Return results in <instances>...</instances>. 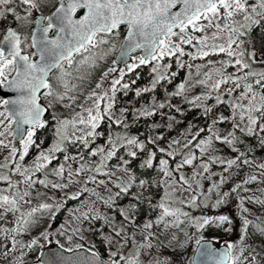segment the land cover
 <instances>
[{"label":"snow or ice","instance_id":"snow-or-ice-1","mask_svg":"<svg viewBox=\"0 0 264 264\" xmlns=\"http://www.w3.org/2000/svg\"><path fill=\"white\" fill-rule=\"evenodd\" d=\"M15 3V0H0V17L4 16L6 12H11L15 15L17 21L29 23L32 25V29L26 36L21 34L13 28L5 29L3 38L0 39V85H7L12 92L19 93L16 99H4L0 100V107L4 108V111H0V148H8L10 141L8 137L13 139L19 137V144L22 151L19 152V160L23 161L28 154V149L33 144V136L39 128L45 126V122L41 120V116L46 111L45 107L38 103V94H42L45 97H52L49 101L48 107H52L55 103H62L65 100L70 103L65 104V107H71V104L75 102L77 96L69 95L76 91L79 85L71 83L67 77H72L78 81L88 80L91 76V69H95L97 66V60H102L108 56L114 45H111V41L108 37L112 35H119L118 29L121 26L126 28V35L120 42V55L121 57H128L132 62L126 63L128 72L133 71L140 65L153 64L152 71L156 73V77L153 80V87L161 80L166 79L167 76L161 72V68H166V65H161V61L166 57L175 56L177 53L179 56H184L182 45L192 44L195 40L196 44L200 45L198 49L199 57L203 58L210 54L211 51H218L220 53H226L233 61L224 62L222 68L215 69V74L218 77L213 80L212 72H206L204 75L206 79L198 80L196 83L208 87L210 92H217L215 97L216 103H224L222 99L223 94L231 96L235 89L241 87L240 80L247 81L249 77H255V86H258L259 91L252 83H245L243 91L236 98V102L230 104L232 109V117H219V121H213V125L217 122L223 123L225 120H232L233 129L239 130L246 136L252 137L260 135L259 143L264 145V71H244L251 69V65L242 59L245 55L243 51H237L241 48L242 41L238 42L237 37L246 35L247 31L251 30L252 25L260 23L264 20V0H256V2L249 3V0H58V3L54 5V11L50 15H40L36 17L33 12L39 10L44 3V0H19V5L25 7V15L21 16L15 11L14 8L8 7ZM179 10L174 11V9ZM82 12L78 18L77 13ZM240 16L243 23H240L236 19ZM259 17V19H257ZM31 18V19H29ZM206 22V23H204ZM207 28H214L215 31L211 33V36H204L196 38L191 35L192 32H203ZM178 29V31H175ZM227 33V39L225 43H215L221 39L222 34ZM209 39L213 43H208ZM109 45L108 48H102L101 46ZM235 45V47H233ZM101 49L100 52L95 50ZM137 50L142 51V55L139 57L131 56ZM87 53L88 55H85ZM77 57H80L77 60ZM197 56L193 55L192 59H196ZM251 59L255 62V54L251 55ZM264 63V59L259 61ZM115 63V62H113ZM182 66V65H181ZM228 66L236 69L237 72H243L242 77L236 76L235 73L225 74V70ZM59 75L56 76L58 83L63 87L64 92L55 91L53 85L50 83V76L56 72ZM116 68H109L104 72L100 78V81L95 84V88L92 89L85 100H91L92 106L84 108L80 107L82 111L87 113L85 118L80 113L76 114L78 120L74 118L71 122L67 119L60 120L59 126L56 128L57 142L48 150V152H40L35 158L34 169L36 172L47 167V163L51 162L54 158V153L63 151L62 144L65 141H71V137L67 133L69 124L72 128L76 129L77 123L85 125L92 129L86 133L87 136H92L94 130L97 128L99 121L103 115H107L109 119H113L111 115V109L113 107V101L115 93L117 92V86L127 89L129 85L127 83L121 85V81L124 78V71L121 70L120 77L112 79L110 87L107 90L98 91L103 88L104 80L107 79L110 73L115 72ZM75 73V75H74ZM209 81L211 84L209 85ZM232 82L234 88L226 89L224 93H221V86ZM43 90V91H42ZM149 89H144L148 91ZM185 84H180L178 90L173 95L180 96L185 92ZM111 93V95H109ZM140 91H137L136 95L139 96ZM211 98L209 94H201L187 99V103L190 105L198 106L197 102H202ZM246 101V103H244ZM101 102H104V107H101ZM159 108L165 107L164 103L158 105ZM177 111H181L179 108ZM239 110V122H236V113ZM124 111V110H122ZM212 111L211 107L205 106V114ZM153 111L145 110L141 115H152ZM53 119H57L55 116ZM169 119H172L171 117ZM120 124L121 120L114 121ZM241 124L244 126L241 127ZM213 125H209V131L211 135L207 139L199 140L194 147L200 150V155L203 156L213 145V140L219 142L222 145H227L233 152H237L238 155L232 159L222 160L219 157H213L212 162L215 163L218 159L220 164H226L224 171L227 172L238 162L244 165L252 164L253 161L242 157L246 156L244 151H240L237 147V143H243L235 135L233 131H229L226 135L220 134L218 131L213 130ZM171 127V125H169ZM80 131H83L80 129ZM200 131H204L201 129ZM74 134V133H73ZM183 136L184 134L181 133ZM199 132L192 136L191 140L183 145V148H189L193 144V141L197 140ZM157 137L156 139H161ZM81 140L85 147H87V141L83 136L77 137ZM123 143L128 146H134L140 150L145 148L143 142L137 140V138L124 137ZM8 141V142H6ZM149 143H155L154 140H149ZM112 144L111 150H108L103 156L100 163L91 169L98 174L111 176L114 173L102 172V169L106 167L105 161L110 160L116 152V142L110 141ZM180 140H173L169 147L172 145H179ZM161 152H165V149H160ZM175 151V150H174ZM18 149L13 146L9 149V156L6 157V161L9 159H15ZM104 153L103 148L94 149L90 152V155L95 156L97 153ZM173 153H168L172 155ZM176 154H180L176 152ZM128 155L133 158L136 157V151H129ZM197 157L195 154H185L183 160L177 165V170L184 165L191 166L193 161ZM67 160L68 157H65ZM125 165L128 164L127 160H124ZM148 167H152L151 155L145 162ZM168 161L160 160V171L163 172L165 177L172 178V182L179 183L181 185H188L185 190L191 189V180H195L200 175L198 172H194L191 178H187L183 175L179 177L177 181L173 177L172 172L167 167ZM9 167L7 162L0 163V169H6ZM204 172L208 171L207 164H201ZM258 168L264 170V163L257 165ZM87 169L82 165L80 169H77L75 174L79 176L82 171ZM123 170L128 175L129 180L125 183L120 177H117V181L114 182V186L119 189L117 196L120 193H128L131 188L132 176L126 169ZM30 169L28 167L21 168V165L17 163L13 169V173H18L24 177V183L27 188H31L34 184L39 183L44 187H49V183L46 180H33L31 175H28ZM65 168L60 166L54 170V174L61 179L64 177ZM69 177L72 176V172H68ZM0 180L8 182L9 188L15 187L9 177L6 175H0ZM89 180L95 181L94 177H89ZM257 176L252 175L243 181V184L256 182ZM73 181L69 180V183ZM88 181H85L87 183ZM99 183L104 184V181ZM225 183L222 178L220 184L214 183L211 188L208 189V193L217 190L218 199L213 207H217L227 203V199L230 195L229 192L219 193L218 189L221 184ZM140 186L145 185V181L139 182ZM51 187L54 189L67 188V184L52 183ZM242 187L241 184H237L230 191L235 193ZM89 191L86 187L81 189V192ZM91 195L96 196L97 199L103 200L99 194L95 191L91 192ZM29 191L25 190L23 193L19 191L13 192L11 196L0 195V219H3L4 215L8 212H20L18 201L25 200V197H29ZM79 193L71 196V199H77ZM249 202L264 205V200L250 197ZM104 204L108 207L114 203V198L109 197L108 200H103ZM173 201L169 198V193L165 191L163 197L156 207L160 209V214L155 221L157 225L163 224L164 229L168 228H181L182 225L194 227L198 233H202V230L206 227L221 228L224 225H231L233 221L227 215H220L218 217H192L189 213L182 210L180 207H172ZM181 205L187 204L191 207H198L197 194H192L189 201L180 200ZM244 199L241 198L239 202V213L241 214V235L239 241L236 244L231 242L226 243V247L222 251H217L213 246H209L202 235L197 238L195 243L198 246L199 257H209L215 260V264H261L258 260V254L255 252V248L251 249V253L245 256L248 246L246 245V239L249 235V228L254 227L255 230L262 236H264V218L257 217L258 224H253L246 215L249 212L244 206ZM207 207V204L204 205ZM55 209V211H54ZM59 210V205L40 203L37 207H33L26 214L20 212V216L17 221V227L11 229L12 233L22 234L27 226L33 223V218L36 213L47 212L50 216L54 217L55 212ZM88 212L81 213L83 219H89ZM120 215L124 219L130 220L131 218L126 214L125 210H121ZM99 215L91 216V219H101ZM106 223H110L108 217H103ZM115 236H121V230L115 228L114 224L111 225ZM144 229H151L153 227L152 222L145 223ZM225 231H230V228H224ZM0 231H7L6 229H0ZM76 231H79L77 229ZM44 239H48L45 233L41 234ZM185 236L188 237V233L185 232ZM108 244L111 245V237L106 238ZM151 239H158V237L149 233L145 237L146 244H140V248H147L149 250L148 255H152L155 251L150 264H172V261L168 257H163V253L159 249H153V245L150 242ZM176 236L173 234L172 240H175ZM19 242L15 237H12V248L6 249L4 255L7 256L9 251L16 249ZM37 241L34 239L27 245L20 244V248L25 246L31 249ZM163 243V242H161ZM81 246L77 245V249ZM123 244H120L117 251H111L109 248L108 264H140L141 252L137 251L131 258L125 257L119 254V248H122ZM180 247H186V244H180ZM237 249L239 250L237 253ZM66 252H71L73 249L66 248ZM89 252V256L76 257L71 260H65L64 264H105V261L98 255V252L92 249H85ZM119 255V258L116 257ZM23 256V252L21 253ZM55 264V262H52ZM187 264H197V258L189 259Z\"/></svg>","mask_w":264,"mask_h":264},{"label":"rangeland","instance_id":"rangeland-1","mask_svg":"<svg viewBox=\"0 0 264 264\" xmlns=\"http://www.w3.org/2000/svg\"><path fill=\"white\" fill-rule=\"evenodd\" d=\"M55 1L57 0H44L43 4H48L51 7L54 5ZM255 2L256 0H249V3L254 4ZM16 3L19 5V0H16L15 3L9 5L8 7L14 8L17 13H19L21 16H24V13L16 9ZM19 7L25 10L26 6L19 5ZM14 16L12 17L13 19H15ZM3 18L4 16L0 17V31L5 28V23L2 20ZM236 19L240 21V23H243V20L240 16H237ZM15 23L19 24L21 36H26L28 33V27L31 26V24L21 21H16ZM117 31L119 32V35H112L108 37V39L111 41V45H114L115 47L112 48L110 54L104 59L97 60V66L95 67V69L90 70L92 74L88 80L81 82L73 79L72 77L66 78L71 83L79 85L76 91L69 94L77 96V99L74 103L71 104V107L64 106L65 104L70 103V101L68 100L63 101L62 103H55L52 107H48V103L50 100H52V97H45L42 95V103L48 108V115L46 117L45 122L50 123L47 127V133L53 132L55 134L56 128L59 126L60 120L67 119L70 122L74 118L78 120V117H76L77 113H80L85 118L87 117V113L82 111V108L80 106L83 105L84 108L92 106V101L85 100V97L92 89L95 88V84L100 81L102 74L106 72L109 68L114 67L116 68V71L110 73L109 77L104 80L103 88L98 91L107 90L110 87L111 80L120 77L121 70H123L125 74L128 73L126 66L120 68L116 66L115 63H113L115 54L119 46H117V44H120L125 33V28H120ZM214 31V28H207L203 32H192L191 35L196 38H201L204 36L210 37L211 33ZM226 39L227 33L222 34L221 39L215 41V43H225ZM208 43L211 44L213 43V41L209 39ZM187 45V49H190V53H198V49H200L201 47L200 45L196 44L195 40L192 44ZM101 47L108 48L110 46L106 45ZM95 51L100 52L101 49H97ZM218 53L220 52L210 50V54L217 55ZM85 55L88 54L86 53ZM133 57L138 56L135 55ZM79 59L80 57L77 58V60ZM262 59H264V52L255 54L256 61H261ZM228 61H233V58H230L228 56H225L224 58L220 56H214L212 57V60L208 63V66L205 71H211L213 80H215V69L222 68L224 62ZM130 62L132 61L130 60ZM231 68V66H228L226 68V75L233 72ZM206 72H204V74ZM58 75L59 72H56L54 75L50 76L52 77L51 84L53 85L55 91L62 93L64 92V89L56 79V76ZM202 79H206L205 75H199L197 77L190 78L188 84L190 85L192 83H196L198 80ZM210 84L211 81H209V85ZM197 85L202 89L201 94H209L211 98L216 96V92H210L208 87H205L201 84ZM222 87H224V85H222ZM109 95H111V93H109ZM233 102H236V98L228 99L229 105ZM244 103H246V101H244ZM101 107H104V102H101ZM0 111H4V108L0 107ZM54 116L57 119L54 120ZM235 119L236 122H239V110H237ZM215 121H219V119L217 118L215 119ZM243 126L244 125L241 124V127ZM80 129H82L83 131H80ZM201 129H203V127L200 124H195L190 129L183 130V143H187L188 140H191L192 136L195 135L197 132L201 133ZM203 130H205L206 132L203 135L202 139H207L211 135L209 127ZM213 130L218 131L222 135H226L229 131H233L235 135L239 138V140L243 141V143L236 144V147L240 151H244L246 153V156L242 157V159L247 158L253 161V163L249 165H244L238 162L237 165H234L231 169L225 172L224 168L226 167V164H220L219 159L226 161L228 159L234 158L238 155V153L233 152L229 146L222 145L219 142L213 140L212 147L203 156L200 155V150L197 148H194L191 151L190 154H195V156L197 157L193 161V164L191 166L184 165L183 167L179 168V170H177L176 166L177 177H175V179L177 181L179 180V177L181 175L187 178H191L194 172L200 173V175L197 176L195 180L190 179L191 189L185 190L188 188V185H181L179 183L174 184L172 182V178L166 177L165 185L162 190V197L164 196L165 191H167L169 193V198L173 201H176L172 204V207H180L183 211L189 213V215L192 217H218L220 215H227L231 218L233 223L231 225H224L221 228L206 227L202 230V233H198L194 227H189L187 225L181 226L183 231L177 228L164 229L163 224L157 225L155 223L160 214V209L156 208L149 218L143 220L144 222H142L137 217H132L130 221L124 222V224L120 226L116 225V229L125 230L129 232V236L131 238L130 251L124 255L125 257L131 258V256L134 255L137 251H140V264H150L153 257L155 256V251H153L152 255H148L149 250L147 248L141 249L139 247L140 244H146L149 242L145 240V237L148 236L149 233H153L158 237V239L150 240L153 245V249H159L163 253V257H168L171 259L172 264H187L188 260L192 259L194 249L197 246L195 241L197 238H200L201 235L204 240L212 241L214 244H220L225 246L228 242L236 244L239 241L241 235V214L239 213L238 207L241 198L244 199L243 206L249 210V212L244 215H246L247 218L252 221L254 225L259 223L257 217L264 218V205L251 203L248 199L250 197H253L258 198L260 200H264V170L257 167L258 164L264 163V156L258 153L256 149H251V144L258 138H260V135L249 137L246 136L244 133L240 132L239 130L233 129L231 119L227 120L225 123H215L213 125ZM88 131H92V129L79 123H77L76 129L72 128L71 123L69 124L67 129V133L71 137V140H75L77 139V137L81 136L85 138L86 133ZM55 137V139H57L56 134ZM8 141H10L8 148H0V163L7 162L9 164V167L6 169H0V175L8 176L9 180L15 187L9 188L8 182L0 180V195L11 196V194L16 191H19L20 193H23L25 190L29 191V197H25V200L23 201H18L20 212L26 214L33 207H37L40 203H49L59 205L60 207L71 196L76 195L78 193L80 195L82 193L81 189L84 187L85 184V175L83 176L80 174L79 176H77L75 174L77 169L58 160V158L56 157L57 152L54 153V158L51 159L53 160V162L47 163V167L41 169L40 171H35V158L42 151L48 152V150L55 143L52 145H50L49 143L43 145L42 141L36 142L33 139V144L28 149V154L25 156V159L21 161L19 160V152L23 149L21 148L20 144L16 146L14 139L11 136L8 137ZM156 144L159 148L167 149V147L159 140H156ZM13 146L18 149L17 156L15 157V159H9L6 161V157L9 156V149ZM213 157H219V159L215 163H213ZM17 163L21 165L22 169L24 167H28L30 169L28 175H31L32 172H35L34 175H31V178L33 180H46L49 183V187L46 188L43 185L37 183L34 184L31 188H27L26 183L23 182L24 177L20 176L18 173H13V169L15 168V165ZM99 163L100 160L96 159L95 162L88 165L87 170L92 171L91 169H94ZM180 163L181 161L178 164ZM201 164L208 165L207 172H204L203 168L200 167ZM60 166H64L65 168L63 179L54 174V170L58 169ZM118 169L119 168H117L113 164H106V167L102 169V172H109L115 174L111 176L98 174L95 171H92L95 178V192H97L100 197H103V200H106L108 198L109 193L105 190L104 187L98 189V184L100 181L106 182L108 179L113 180L114 182H118L117 177L122 178L123 174V172ZM69 171L72 172L71 177H69L68 175ZM252 175L257 176V181L248 184H243V181ZM222 178L224 179L225 183L220 185L218 192H229L230 195L227 199L226 204L213 207L219 197L217 195V190L208 193V189L211 188L214 183L220 184ZM69 180L73 182L69 183ZM52 183L67 184L68 187L54 189L51 187ZM237 184H241L242 187L238 189L235 193L231 192L230 190ZM192 194H197V200L199 204L198 207H191L187 204L181 205L179 203L180 200L189 201ZM128 196L130 197L131 194H129ZM103 200L97 199L96 196L88 195L86 200L82 204H76L75 207L70 208L67 211L64 220L60 221L59 224H56L52 229H50V225L53 217L50 216L47 212H38L33 218H30L33 220V223L27 226L22 234L11 232L12 228L17 227V221L20 216V212L6 213L3 219H0V229L7 230L0 231V264H39L37 260L40 256L41 251L49 245H56L62 248L63 250L66 248H71L73 249V251L78 250L77 245L81 246L79 249H91L89 237L87 233L83 230V228L84 224L88 226L89 221L92 222L93 219H91V217L89 216L90 218L85 220L83 219L81 213L88 212V208L90 205H92L93 208L95 205L98 206V204H100ZM205 204H207V207L204 206ZM95 215L99 214L95 213ZM148 222H152L153 227L151 229H144L143 225ZM224 228H230V231H225ZM77 229H79V231H76ZM248 231L249 235L246 239V245L248 246L249 250L245 252V256H248L251 253V249L255 248V252L258 254V260H260L261 264H264V236L260 235L254 227H250ZM185 232L188 233V237L185 236ZM42 233H45L48 236V239H44L41 235ZM173 234H175L176 236L175 240H172ZM13 236L19 243L17 244L16 249L9 251L8 255L5 256V250L12 248ZM34 239L37 241V243L31 249L27 248L26 246L23 249L20 248V244L27 245ZM180 244H186V247L181 248ZM238 251L239 250L237 249V253ZM22 252L23 256H21ZM121 264H123V262H121Z\"/></svg>","mask_w":264,"mask_h":264},{"label":"trees","instance_id":"trees-1","mask_svg":"<svg viewBox=\"0 0 264 264\" xmlns=\"http://www.w3.org/2000/svg\"><path fill=\"white\" fill-rule=\"evenodd\" d=\"M16 1V0H15ZM46 1V0H45ZM47 3V2H46ZM58 3V0L54 2V5ZM17 4V3H16ZM54 5L49 6L48 4H42L39 10L33 12L34 16L37 15H49L54 10ZM16 9L25 14V10L16 5ZM13 13H5L2 19L5 23V28L0 31V39L5 29L12 27L20 33L19 24L15 23L17 20L12 17ZM259 19V17H257ZM18 22V21H17ZM27 29V28H26ZM32 25L28 27V33L31 31ZM27 33V35H28ZM238 42L242 41L241 48L237 51H243L245 55L242 57L243 60L251 65V69L244 70L261 72L264 71V63L259 61L255 62L251 59V55L264 52V20L260 23L252 25L251 30L247 31L246 35L239 36ZM119 43L117 44V46ZM235 47V45H234ZM185 53L184 56H179L177 53L175 56H166L160 63L161 65H166V68H161V72L164 73L167 78L161 80L158 84L153 87V80L156 77V73H153V64L149 63L146 65H140L131 72L124 74V78L121 81V85L127 83L129 87L127 89L122 88L120 85L117 86V92L115 93V98L113 101V107L111 109V115L113 119H109L107 115L102 114V118L98 123L97 128L94 130L92 136H85L87 141V147L85 144L79 140L75 139L74 143L71 141H65L62 144L63 151H58L56 157L58 160L66 163L67 165L80 169L83 165L87 169L88 165L95 162L96 159L100 161L108 150H111L112 144L110 141L116 142V152L115 155L110 159L105 161L108 165H115L119 169L126 168L132 176L131 188L128 193H120L119 189L114 186V181L108 179L104 184L99 183L98 189L104 187L109 193V197L114 198V203L111 207H108L102 201L98 206H89L91 211L89 216H94L95 213L99 214L101 219L89 221L88 226L84 224L83 230L87 233L91 249L98 252L101 258H109V248L111 251H117L120 244H123L122 248H119V254L125 255L130 251L131 238L129 232L121 230V236H115L112 230V224L122 225L124 222L130 221L125 220L123 216L120 215L121 210H125L126 214L132 218L137 217L142 222L151 216L152 212L158 208L156 205L160 202L162 197V190L165 185V176L163 172L160 171V160L164 159L168 161V169L172 172L173 177H177L176 166L183 160L185 154H190L195 148L194 145L202 139L205 134V130L199 133L196 141L189 148H183V138L181 133L183 130L190 129L195 124H200L203 129L212 125V122L219 117H231L232 109L228 104V99L237 98L243 91V86L245 83H252L256 90L259 91L258 86H255V77H249L247 81L240 80L239 83L241 87L235 89L231 96L227 94L222 95L224 103L217 104L215 97L206 99L202 102H197L198 106L190 105L187 103V99H192L195 96L201 95L202 89L196 84H188L190 78L197 77L199 75H204L205 69L208 63L212 60L214 56L225 57V53L209 54L206 57L200 58L198 53H190L188 45L182 46ZM86 54V53H85ZM196 55V59H192V56ZM79 58V57H77ZM182 65V66H181ZM236 76L242 77L243 72H237L235 68H231ZM58 72V71H57ZM230 72V71H229ZM230 73V74H231ZM226 74V72H225ZM218 77L216 76V79ZM52 82V79H51ZM180 84H185V92L176 96L173 95L177 92ZM234 85L232 82L225 84L224 87L221 86V93H224L226 89H232ZM144 89H149L144 91ZM137 91H140L139 96L136 95ZM164 103L165 107L163 109L159 108L158 105ZM208 106L212 108V111L205 114L204 107ZM179 108L181 111H177ZM220 109V110H219ZM124 110V111H122ZM145 110L153 111L152 115H141ZM217 113V114H216ZM216 114V115H214ZM172 119H169V118ZM115 120H121L120 124L115 123ZM230 120V119H228ZM225 120L223 123H225ZM201 122V123H198ZM220 123V122H219ZM50 123H45L43 128L36 130L33 136L34 141H39L43 145L49 143L50 145L57 142L55 139V134L53 132L47 133V127ZM171 125V127H169ZM162 137L161 139H156L157 137ZM124 137L137 138L138 141L143 142L145 148L140 150L134 146H128L124 144ZM180 140L179 145H172L169 147L173 140ZM149 140H154L155 143H149ZM156 140L161 141L167 149L165 152H161L156 144ZM260 138L255 140L251 144V149H256V151L264 156V145L259 143ZM103 148L104 153H97V155L92 156L90 152L94 149ZM175 150V151H174ZM129 151H136L137 155L135 158L128 155ZM173 153L168 155V153ZM179 152L180 154H176ZM151 155L152 167L146 165V161ZM65 157H68L66 160ZM124 160L128 161V164L123 163ZM53 162V160H51ZM123 172L122 180L127 183L129 180L128 175L125 171ZM81 175H85L84 184L89 191L82 192L77 199L68 198L56 211L55 216L52 219L50 229H52L60 221H63L67 211L70 208L75 207L76 204H82L88 195H91L92 191H95V181L89 180V177H94L92 171H82ZM141 180L145 181L143 187L140 186L139 182ZM120 182V181H118ZM1 185V184H0ZM83 187V188H84ZM131 194L129 197L128 195ZM103 217H108L110 223H106ZM118 226V227H119ZM107 237H111V245L108 244ZM119 258V255L116 257Z\"/></svg>","mask_w":264,"mask_h":264},{"label":"water","instance_id":"water-1","mask_svg":"<svg viewBox=\"0 0 264 264\" xmlns=\"http://www.w3.org/2000/svg\"><path fill=\"white\" fill-rule=\"evenodd\" d=\"M176 10H179V8L174 9V11H176ZM77 14L78 15L76 18H78L80 15H82V12H78ZM39 16L40 15H37L36 17H39ZM10 28H12V27H10ZM121 28H125V27L121 26ZM175 31H178V29H176ZM4 34H5V31H4L3 35ZM3 35L1 37V39L3 38ZM125 35H126V28H125V33L123 35V38ZM123 38H122V40H123ZM119 49H120V45H119L117 53L115 55L114 62H115L116 66L122 68V67L126 66V63H129L131 59L128 57L122 58L120 55ZM137 52L139 53V56H141L143 54L141 50H137L135 53H137ZM135 53H132L131 56ZM18 95H20V94L16 93V92H12L7 85H0V100L16 99ZM40 95L41 94H38V103L41 106H43L40 102ZM43 107H45V106H43ZM45 109H46V111L41 116L42 121H44L47 117L48 111H47L46 107H45ZM14 142H15L16 146H18L19 145V137H16L14 139ZM205 241L208 242L209 246H213L217 251H222L226 247L225 245L214 244L212 241H208V240H205ZM197 248H198V246H196L194 250H197ZM85 256H89V252H86L85 249H78L75 251L66 252L62 248H60L56 245H49L41 251L40 256H39L37 261L39 264H52V262H55V264H64L65 260H71V259H74L76 257H85ZM194 257L197 258V264H215V260L212 258L199 257L198 251L193 252L192 258H194ZM102 259L105 261V264H108V259H104V258H102Z\"/></svg>","mask_w":264,"mask_h":264},{"label":"flooded vegetation","instance_id":"flooded-vegetation-1","mask_svg":"<svg viewBox=\"0 0 264 264\" xmlns=\"http://www.w3.org/2000/svg\"><path fill=\"white\" fill-rule=\"evenodd\" d=\"M78 15V14H77ZM135 55H137L138 57H139V53L137 52V53H135V54H133V56H135ZM51 79H52V77H50L49 78V81H50V83H51ZM40 102H41V104L43 105V106H45L43 103H42V94L40 95ZM46 107V106H45ZM47 108V107H46ZM47 111H48V108H47ZM46 120V119H45ZM45 120H44V122H45ZM45 123H48V122H45Z\"/></svg>","mask_w":264,"mask_h":264}]
</instances>
